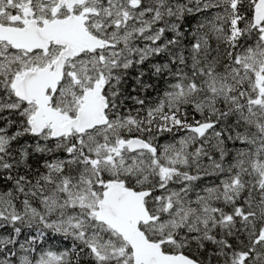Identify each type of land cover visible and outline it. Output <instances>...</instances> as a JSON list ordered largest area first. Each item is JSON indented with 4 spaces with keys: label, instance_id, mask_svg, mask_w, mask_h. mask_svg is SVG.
Masks as SVG:
<instances>
[{
    "label": "snow or ice",
    "instance_id": "obj_1",
    "mask_svg": "<svg viewBox=\"0 0 264 264\" xmlns=\"http://www.w3.org/2000/svg\"><path fill=\"white\" fill-rule=\"evenodd\" d=\"M0 264H264V0H0Z\"/></svg>",
    "mask_w": 264,
    "mask_h": 264
}]
</instances>
